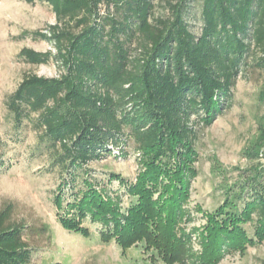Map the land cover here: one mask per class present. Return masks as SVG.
I'll return each instance as SVG.
<instances>
[{
    "label": "trees",
    "instance_id": "obj_1",
    "mask_svg": "<svg viewBox=\"0 0 264 264\" xmlns=\"http://www.w3.org/2000/svg\"><path fill=\"white\" fill-rule=\"evenodd\" d=\"M42 1L56 18L47 37L63 72L25 74L7 108L16 127L33 122L60 167L56 201L71 199L75 215H63L61 224L88 236L78 228L87 219L99 225L103 242L114 240L121 249L140 244L167 264H215L225 250L253 241L244 227L252 213L253 237L262 240L264 195L244 182L205 213L200 230L183 232L179 224L194 174L184 165L195 153L198 123L229 106L248 59L264 78V0H200L199 34L185 18L191 0L168 1L171 16L164 18L151 17L152 0ZM20 55L34 64L48 60L47 52L27 48ZM128 139L143 166L133 182L109 174L126 185L121 208L84 167ZM10 215V206L0 210V264H32L25 225ZM194 233L200 252L189 262Z\"/></svg>",
    "mask_w": 264,
    "mask_h": 264
},
{
    "label": "rangeland",
    "instance_id": "obj_2",
    "mask_svg": "<svg viewBox=\"0 0 264 264\" xmlns=\"http://www.w3.org/2000/svg\"><path fill=\"white\" fill-rule=\"evenodd\" d=\"M168 1L152 0L151 17L171 16ZM100 11H107L104 3ZM185 18L190 30L199 34L200 0L189 2ZM55 22L45 1L0 0V210L10 206L11 220L25 225L24 235L33 249L32 264H167L154 259L140 244L121 249L114 240L103 242L99 225L87 219L79 221L78 228H87L88 236L62 225L63 215H75L68 210L71 199H63L59 206L56 201L60 167L52 162V154L39 140L32 121L24 120L21 127L14 125L7 101L22 77L28 73L58 77L63 72L54 44L47 37ZM23 48L47 52V62L26 61L20 55ZM247 63L236 77L229 106L224 105L212 120L203 117L197 125L195 153L184 165L194 174L189 179L186 214L179 224L183 232L200 230L205 213L221 204L229 191L238 190L242 182L264 195V78L251 59ZM142 163V156L128 139L119 150L112 148L110 154L89 162L84 169L98 188L117 198L122 208L128 196L126 185L119 179L135 181ZM110 173L119 179L109 178ZM255 219L252 213L251 220ZM250 223L244 227L253 241L225 250L215 264H264V238L253 237ZM191 236L189 262L195 260L201 243L198 233Z\"/></svg>",
    "mask_w": 264,
    "mask_h": 264
}]
</instances>
